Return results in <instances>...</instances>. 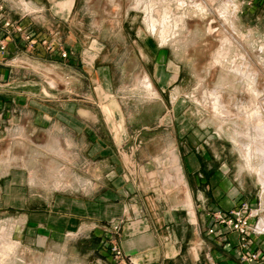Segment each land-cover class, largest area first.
Returning <instances> with one entry per match:
<instances>
[{
  "label": "crops",
  "instance_id": "1",
  "mask_svg": "<svg viewBox=\"0 0 264 264\" xmlns=\"http://www.w3.org/2000/svg\"><path fill=\"white\" fill-rule=\"evenodd\" d=\"M59 3L70 9L74 0ZM252 9L264 14V0L255 2ZM6 18L0 10V34L8 42L6 56L0 53V142L10 139L15 143L18 138L44 143L46 148L53 141L61 142L67 150H61L64 159H68L70 144L73 156L87 159L92 166L86 177L83 173L77 182L69 183L67 174L54 178L52 169L40 180L37 162L23 164L19 153L12 152L11 160L0 161V211L16 218L13 237L28 260L21 264H122L114 256L113 244L122 249L127 264H264L263 200L230 186L228 173L216 164V155L203 145L198 148L202 138L191 126L183 130L176 113L165 114L170 109L163 95L148 98L153 88L148 79L150 53L157 55L158 49L150 45L147 33L140 35L134 51L140 65L131 77L139 99L130 112L128 101L121 96L123 89L113 88V63L117 62L108 58V65H100L102 47L96 39L85 47L81 35L65 25L61 46L57 37L47 36L52 42L45 48L40 34L31 45L22 39L23 34L4 28ZM21 23L32 30L35 27L28 19ZM31 48L34 54L43 52L50 66L60 69L56 74L61 79L59 89L54 90L48 80L53 78L50 70H46L50 76L34 86L22 66L1 60L15 59ZM60 48L68 50V58L60 57ZM157 57L156 72L151 75L164 89L165 79L174 81L180 76V65L172 61L169 76L161 52ZM86 80L94 84L100 102L101 91L112 93L105 100L114 107L112 118L86 109ZM172 106L177 110L175 103ZM9 127L16 128L14 134H9ZM164 129L173 133L169 142L175 149L168 154L145 151L149 142L162 139ZM137 141L144 146L131 152L129 164L116 145ZM85 143L92 145L91 150H84ZM244 202L248 209L242 207ZM232 209L247 215L259 209L251 217L248 247L238 231L225 225L217 226L219 232H208L212 213ZM116 222L119 230L113 228ZM250 252H257L258 260L242 261L241 256Z\"/></svg>",
  "mask_w": 264,
  "mask_h": 264
},
{
  "label": "rangeland",
  "instance_id": "2",
  "mask_svg": "<svg viewBox=\"0 0 264 264\" xmlns=\"http://www.w3.org/2000/svg\"><path fill=\"white\" fill-rule=\"evenodd\" d=\"M60 1L63 0H0V10H4L7 15L4 23L11 20L23 27L21 32L12 28L9 30L23 34L22 39L30 42L31 45L37 34H40L45 48L51 47L52 42L47 36H51L52 39L57 37L61 46L60 42H63L61 36L66 33L65 25H68L74 34L81 35L85 47L96 39L97 44L102 47L100 65L102 67L108 65V58L115 59L117 62L113 63V65L116 64L113 70L114 74L116 73L113 88L123 89L124 94L122 93L121 96L128 101L129 111L134 110L139 99L136 92L137 86L132 83L134 80L131 77V72L140 65V61L134 56V51L136 46H139L140 35L144 36L147 33L150 45L158 49L157 55L161 52L165 72L169 73V76L173 71L171 62L174 61L180 65V76L174 81L165 79V87L161 89L155 84V78L151 75V73L155 74L157 66L154 59L157 55L151 51L148 79L153 88L148 98L163 95L170 109L166 110L165 114L176 113V118L182 121L180 125L183 130L191 126L198 137L202 138L198 148L201 150L203 145L205 150L216 155V164L222 165L228 173L230 186L240 189L252 199L258 197L259 201L261 198L264 202L263 184L258 173L249 169L251 167L240 151L245 141L240 143L236 140L235 123L227 121L223 124L222 120L205 106L213 98V101H222L221 94L226 95V99L234 97L237 102L246 101V87L253 80L254 73L258 76V86L264 83V14L256 13L252 9L255 2L206 0L207 4L203 2L198 6L191 0H184L185 2L182 0H74L73 6L69 9L61 8ZM12 15H18L22 19L20 17L14 19ZM26 19L31 22V26L39 27L40 30L35 27L33 30L28 26L25 27L21 21L25 22ZM16 20L19 21L16 22ZM130 27L133 30H129ZM168 27L171 29L170 32L175 33L171 32L164 36V30ZM4 28H6L5 25ZM1 31L2 29L0 33ZM28 33L33 34L30 39L27 38ZM65 50L60 48L59 52ZM115 50H117L116 53H114ZM33 51L31 48L15 59L6 57L1 60L7 62L9 66L16 65L17 68L22 66V72L29 76L34 86H40L38 82H43L45 75L50 76L46 71L50 70L53 78L48 80L52 83L54 90L59 89L61 79L57 75L60 69L50 66L43 52L34 54ZM1 55L6 56V53ZM68 56L61 57L60 54L62 59ZM152 61H154L153 64ZM107 73L108 71L106 75ZM102 81L105 83V80L102 79ZM93 85L92 81L86 80L84 98L86 109L100 113L102 117L105 115L107 119L112 118L114 107L109 104V101H105L112 96V93L101 91L100 96L103 100L100 102L99 96L92 88ZM59 96L58 94L57 97ZM173 103L176 104L175 111L172 109ZM116 128L120 130L119 126ZM15 129L9 127V134H14ZM160 134L162 139L149 142L145 151L153 153L165 151L168 154L175 149L176 146L169 142V137L173 133L169 134L168 130L164 129ZM16 140L15 143L10 139L0 142V161L5 158L11 160L12 152L19 153L24 157L20 160L21 163L37 162L38 178L42 181L49 176L51 169L54 178L59 179L61 175L66 177L67 174L69 183L77 182L78 177L83 173L86 177V174L90 172L89 169H92V166L87 164V159L77 160L75 155L73 156L71 152L73 148L70 144H68L69 152L66 154L69 155L68 159H64L60 157L61 150L65 152L67 150L61 142L53 141L47 145L49 148H46L44 143L33 144L18 138ZM91 146L90 143H85L84 150H91ZM116 146L118 153L120 152L119 155L124 156V160L130 164L131 152L141 151L144 143L137 141L133 144H117ZM262 160L264 161V157ZM253 162L255 163L256 160ZM84 163L85 166H82ZM165 165L168 166V160L165 161ZM12 216L13 213L3 214L0 211V257L4 243L18 244L13 237L17 224L14 221L16 218L13 219ZM24 259L18 247L3 262L21 264ZM25 261L28 260L25 259Z\"/></svg>",
  "mask_w": 264,
  "mask_h": 264
},
{
  "label": "bare ground",
  "instance_id": "3",
  "mask_svg": "<svg viewBox=\"0 0 264 264\" xmlns=\"http://www.w3.org/2000/svg\"><path fill=\"white\" fill-rule=\"evenodd\" d=\"M191 1L195 2L198 6L201 5L203 2L206 3L205 2L206 0H191ZM182 2L185 1L182 0ZM170 30L171 29L169 27L165 29L164 36L168 35L171 32H174V31L170 32ZM210 30L213 31V28L210 27ZM163 40L165 39L163 38ZM252 77L253 80L246 87V95H247L246 101L237 102L235 101L234 97H230L229 99H226L225 98L226 95L224 96V94H221L222 101L219 102L213 101L214 96H212L213 100L208 104L206 103L205 106L209 107L211 111H213V114H215L218 118L222 120L223 124H225L227 121L235 123L236 126L235 133L237 134L236 140L240 143H243L242 141H245L243 143V147L241 149L239 147V149L240 151H242V155L246 157L247 164L251 167V168L249 167L247 168H249L251 171H256L258 173L264 188V161L262 160L264 157V83L258 86V82H259L258 76L255 75L254 73V76ZM222 129L224 128L222 127ZM254 160H256L255 163L253 162ZM3 245H4V249L2 250L1 253L0 262H3V260L9 258L10 254L13 253V251H15L16 248L19 247L18 244L15 242L9 244L4 243Z\"/></svg>",
  "mask_w": 264,
  "mask_h": 264
},
{
  "label": "built area",
  "instance_id": "4",
  "mask_svg": "<svg viewBox=\"0 0 264 264\" xmlns=\"http://www.w3.org/2000/svg\"><path fill=\"white\" fill-rule=\"evenodd\" d=\"M257 1L258 0H248L249 3L257 2ZM4 25L6 26L8 30L12 28L19 32L23 31V27L21 25L19 24L16 25L15 22L11 20H7L4 23ZM32 35L33 34L28 33L27 38L30 39ZM44 43H47V41H44ZM7 47H8L7 39L3 35L0 34V53L5 54L7 51ZM60 54H61V57L68 56V52L66 50L62 51ZM242 207L245 209H248L249 204L247 202H244ZM258 211L259 209H257V211H255L253 214H250V215L242 213V211L239 209H232L228 213L222 212V211H216L212 213L211 215L212 224L210 228L208 229V232L210 234L219 232L217 231V226L225 225L227 228L229 227L233 230L238 231L242 235L244 246L248 247L249 245L248 244V234L252 228L251 217L252 215L257 216ZM113 228L115 230H119L120 228L119 223L117 222L113 223ZM112 251L116 259H118L122 264H127L128 260L124 256L122 249L117 244H113ZM258 258H259V254L257 252H250V253H247L241 256L242 261H246L249 263L255 262L256 260H258Z\"/></svg>",
  "mask_w": 264,
  "mask_h": 264
}]
</instances>
